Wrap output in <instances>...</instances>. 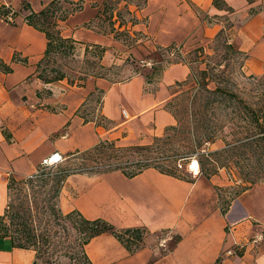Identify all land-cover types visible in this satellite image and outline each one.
I'll return each instance as SVG.
<instances>
[{
	"label": "crops",
	"instance_id": "obj_1",
	"mask_svg": "<svg viewBox=\"0 0 264 264\" xmlns=\"http://www.w3.org/2000/svg\"><path fill=\"white\" fill-rule=\"evenodd\" d=\"M23 1L38 11L50 0H0L14 12L12 21L0 15V59L10 62L14 52L27 58L25 64L13 62L10 72L0 71V214L7 204L9 178L35 173L45 157L58 154L55 164H61L70 153L93 146L104 134H121V139L142 136L143 141L162 134L175 122L165 106L175 94L173 86L190 72L188 64L176 62L151 81L137 73L124 81L88 76L83 85H70L67 79L45 83L35 69L46 38L26 22L29 10L22 7ZM73 1H82V8L60 22L61 33L83 45L84 51L87 44L104 46L103 64H110L113 58L120 60L119 55L114 56L120 49L122 57H141L150 48L170 43L202 45L222 27L220 22L205 21L192 8L217 13L213 0H146L139 8L130 5L135 23L120 27L118 21L114 23L116 29L143 36L124 47L113 32H103L97 26L103 0ZM224 1L233 8L231 41L248 55L243 68L255 74L263 72L264 0ZM250 7L257 11L239 20L242 11ZM97 89L104 91L99 112L111 120L108 130L91 119L84 121L79 113ZM259 198L264 203V195H242L222 212L209 178L198 173L188 181L149 167L132 177L120 170L70 174L58 204L64 213L77 209L86 218H103L117 229H147L134 252L109 232L94 236L85 245L92 264H264V238L250 241L264 233V205L261 207ZM250 219L260 224L250 225ZM162 231L179 239L167 248L169 238L153 235ZM234 247L235 254L224 253ZM35 259L34 249L12 246L8 236L0 238V264H33Z\"/></svg>",
	"mask_w": 264,
	"mask_h": 264
},
{
	"label": "trees",
	"instance_id": "obj_2",
	"mask_svg": "<svg viewBox=\"0 0 264 264\" xmlns=\"http://www.w3.org/2000/svg\"><path fill=\"white\" fill-rule=\"evenodd\" d=\"M248 1L251 2L252 0ZM145 3L146 0H137L135 5L142 7ZM212 4L216 8L225 9L228 13L233 11V8L227 5L224 0H213ZM82 5V1L50 0L40 10L33 11L26 2H22V7L29 10L25 16L26 22L37 30L42 31L46 38V48L41 58L37 61L35 69L36 76L45 83L67 79L70 85H83L84 80L88 76L109 79L106 73L109 67L101 62L106 48L101 45L87 44L85 46V58L90 55L94 57V60L89 61L85 59V64L83 67L81 66L83 70H79L80 74L76 77V81L69 79V75L62 65H53L57 60L56 58L54 59L55 55L60 58L74 55L76 41L71 37L62 35L59 23L65 20L71 13L80 10ZM8 11L1 7L0 15H4ZM105 12H109L110 18L114 14L117 18L122 16L121 11L115 13L113 3H109L108 0H103L97 18ZM255 12L256 10L251 8L250 14H254ZM118 20L119 27L127 23L125 20ZM129 20L131 23L136 22L134 17ZM115 21L116 19L109 22L110 28L108 30L102 31H114L115 35L116 32L122 34L125 30L116 29L114 27ZM87 25H91V23ZM231 27L232 23L223 26L214 36V45L217 46L218 43H221L223 46L224 51L222 53L217 52V48L215 47L212 54L205 53L203 47L199 46L192 50V53H194L193 58L189 60L183 58L177 60L167 59L163 65L151 66V72L145 74L146 80L151 81L154 77H158L170 63L184 62L190 67L188 77L176 83L177 85L189 86L182 90L183 95L180 98L175 94L165 105L177 121L176 124L167 126L165 133L169 130L174 133L182 130L186 133L184 138L189 141L190 145L183 149V153L199 151L204 142H213L228 128L232 135H236V138L231 141H225L226 146L221 149L222 152L229 151L241 143L244 146L253 147L262 157L264 156V74L259 78L254 75H245L243 66L248 55L231 41V34L229 32ZM99 30L101 29L99 28ZM124 35L126 34L124 33ZM179 47L177 43L158 46L159 49L171 54L175 50L178 51ZM13 62L25 64L27 63V58L14 52L10 62L0 59V71L5 73L12 71ZM51 62L53 63L51 64ZM236 62L238 68L234 74V69L230 67V64L234 66ZM194 63H203V67L194 68L192 65ZM236 76L250 80L249 82H251L252 87L247 90L239 89L238 82L235 80ZM96 91L100 94L96 99L100 104L104 91L102 89H97ZM37 94L39 95L40 93L37 92ZM172 100H176V105L182 101L185 102L186 115L178 116L175 111L172 112L170 108L173 106L174 101ZM80 116L84 121H89L86 115L80 114ZM100 116L101 119L111 122L105 115L100 113ZM96 124L101 126L98 122ZM169 136L170 134L154 136L151 143L143 145H120L114 139H99L96 144L87 149L76 150L70 153L73 157H80L84 160L85 158H90L94 162L93 164H89L85 168H58L51 177L39 170L20 179L10 177L7 188L10 191L14 183L31 185L32 187L34 184L40 183L39 185L43 186L48 180L52 181V195L48 198L50 202L48 207L53 222L54 224L65 225L60 220L67 221L74 231V239L65 246L63 253V255L69 257L72 261L68 264H92L85 251V245L94 236L103 232L113 234L130 252H134L140 248L144 235L147 233L145 227L117 229L112 223L103 218H86L77 209L64 213L57 207L56 201L59 198V193L66 177L73 173L102 174L113 170H120L125 176L132 177L146 168L153 167L162 173L185 179L176 173L175 167L166 168L161 165L162 161L171 160L168 154H166L167 150L170 149L165 145L167 139L170 138ZM215 153L217 151L205 154L212 158L211 156ZM54 165L56 164L51 166ZM215 169L216 167H214L212 172H207L205 167H201L200 172L209 177L215 173ZM187 180L191 181V179ZM224 211L222 210V212ZM30 216V212H20L17 210L10 200L6 204L4 212L0 214V238L8 236L12 246L34 249L36 251V259L33 264H38L40 246L38 245L37 237H39V234L36 233L35 226L34 228L30 227V225H35L29 221ZM63 228L66 229L64 226ZM18 234L22 235L24 242L21 241L22 239ZM44 237V242L49 243V236L45 235ZM178 239L179 236H176L174 241Z\"/></svg>",
	"mask_w": 264,
	"mask_h": 264
},
{
	"label": "rangeland",
	"instance_id": "obj_3",
	"mask_svg": "<svg viewBox=\"0 0 264 264\" xmlns=\"http://www.w3.org/2000/svg\"><path fill=\"white\" fill-rule=\"evenodd\" d=\"M137 0H108L109 3H113L115 7V13L117 11H121L122 16L118 17L114 14L112 18L109 17V12H105L99 15L97 19V26L101 30H108L110 28L109 22L115 20L119 22L118 19L125 20L130 22V18L134 17L135 21L137 20L134 14L130 9L133 8ZM102 5V4H101ZM145 5V4H144ZM143 5V6H144ZM133 6V7H132ZM101 7V6H100ZM137 7V6H136ZM215 7V6H214ZM139 8V7H138ZM192 8L196 11V14L203 18L205 21H216L220 22L222 27L232 23V12L228 13L225 9L216 8L218 10L217 13H208L204 11L198 10L196 6H192ZM253 8L257 11V7H250L245 11H242L239 20L246 19L250 14V10ZM128 9V10H127ZM129 11V12H127ZM99 12V11H98ZM115 23V22H114ZM124 25V24H122ZM60 26V23H59ZM221 27V28H222ZM61 30V28H60ZM119 30V29H118ZM122 30V29H121ZM125 30V29H123ZM122 30V31H123ZM230 34L233 32V29H230ZM124 33L126 35H124ZM113 35L115 32L113 31ZM120 43L123 44L124 47H130L131 45L136 43L138 38H142L140 32H129L123 31L122 34H118L114 36ZM135 38V39H134ZM134 39V40H132ZM214 37L206 41L202 45L198 44H185L182 43L177 44L180 47L178 51H173V53H166L162 49H159L158 46L155 48H150L148 52H142L141 57H134L131 55L122 57L121 49H117L119 51L114 52V56L119 55L121 58L120 60H116L113 58L110 64H104L109 67V70L106 71L109 79L114 81H124L131 78L133 75L137 73L142 74H149L151 72V66L153 65H163L166 63L167 59H180L183 58L185 60H189L193 58L194 53L192 50L196 47L202 46L205 53L212 54L213 48H217V52L222 53L224 51L223 46L221 43H218L217 46L214 45L213 42ZM124 49V48H123ZM119 52V53H118ZM84 48L83 45L76 44V49L74 51L73 56H69L67 58H60L55 55L54 59L57 60L53 63V65H62L63 69L69 75V79H73L76 81V77L80 74L79 70H83L82 67L85 64V59L89 61L94 60V57L88 55L85 58ZM162 59V60H161ZM161 60V62H160ZM50 64V65H51ZM233 65V63L231 62ZM234 69V74L237 72V62L234 66H231ZM194 68L203 67V63H194L192 64ZM82 66V67H81ZM81 68V69H80ZM245 75H254L255 77L259 78L264 74V71L261 73H251L244 69ZM235 80L238 82L239 89H249L251 88L250 80L243 79L239 76L235 77ZM212 86V84H210ZM189 85H177L173 86L175 94L178 98H180L182 94V90L187 88ZM174 94V95H175ZM100 96L99 92H94L88 98V102L85 107L80 111V114L86 115L87 118L93 120L95 123L98 122L101 124V127L108 130L112 126V122L107 120L101 119L100 112H99V103L96 99ZM174 101V100H172ZM172 112L178 116L186 115V108L185 102L182 101L180 104L176 105V100L173 102V106L170 107ZM126 119V118H124ZM175 122L177 123L176 119L174 118ZM121 133L124 134L122 131ZM166 134H170V138L167 139V143L165 145L170 150H167L166 154H168L171 160L162 161L163 167H175V171L179 174L182 178L194 180L197 174H194L190 169V163L192 160H196L198 163V173L201 176L206 177L204 174L200 172L201 167H205L207 172H212L215 169V173L211 174L209 180L212 181L214 184L215 190L218 194V205L221 210H225L228 208L229 204L239 198L242 195H246L248 193H255L259 195H264V156L262 157L259 152H257L253 147L244 146L241 143L237 144L235 147L231 148L229 151H221V149L225 148L226 144L225 141H231L232 139L236 138V135H232L228 128L225 129L224 133L216 138L213 142H204L201 146L199 151H192V152H182L183 149L189 147V141H187L186 133L184 131L176 132L167 131L165 130L159 136H164ZM238 136V135H237ZM118 138L117 143L120 145H132V144H149L152 142L153 137H151L148 141H143L142 136L140 137H127L121 139V134L118 135H108L104 134L101 139H115ZM166 148V149H167ZM175 149V150H174ZM186 151V150H184ZM217 153L213 154L210 158L205 153L214 152ZM135 155V154H134ZM215 159V160H214ZM217 161V162H215ZM94 162L92 159H82L80 157H73L70 155L64 162L61 164H57L54 166H47L43 167L41 165L38 166L37 171H43L47 173L49 177L55 174V171L58 168H72V167H82L85 168L89 164H93ZM22 178V177H21ZM20 179V178H17ZM252 181V182H250ZM36 183V182H35ZM51 180L41 186L38 184H34L32 187L31 185H23V184H15L13 188L8 191L7 196V203L11 200L13 205L17 210L20 212L27 211L31 213L29 221L32 222L30 227H36V233L39 234L38 245L40 246V253L38 258V264H68L72 262L69 257L63 255L65 246L71 243L74 239V231L70 226V223L67 221L60 220V222L64 223L65 225L54 224L52 216L50 215L49 211V201L48 198L52 195L51 189ZM260 199V200H259ZM259 202L261 207H263L264 203L262 198H259ZM59 200V198H58ZM57 202V207L59 208V204ZM60 209V208H59ZM250 225H258L260 224L259 220L250 219ZM66 227V229L63 228ZM146 233L145 235H147ZM17 235V234H16ZM21 237V241L24 242V238L22 235L18 234ZM49 236V243L44 242V236ZM154 237L157 238H169L170 241L168 242V247H171L172 243L175 240V234L170 233L168 231L157 232L153 234ZM264 233H262L261 239L263 240ZM251 240V239H250Z\"/></svg>",
	"mask_w": 264,
	"mask_h": 264
},
{
	"label": "built area",
	"instance_id": "obj_4",
	"mask_svg": "<svg viewBox=\"0 0 264 264\" xmlns=\"http://www.w3.org/2000/svg\"><path fill=\"white\" fill-rule=\"evenodd\" d=\"M1 7H2L3 9H7V10H9L6 14L1 15V16H2L5 20H7V21H12V20H13V17H14V16H13L14 14H13V11L10 9L9 5L0 2V8H1ZM122 112H123L124 115L126 114L124 110H123ZM55 156H56V154H53V155H51V156H49V157H45V158H43V159L41 160V162H40V165L43 166V167H47V166H51V165L55 164V163L58 161V159H57V160L55 159ZM189 166H190L191 171H192L194 174H198V172L196 173V168L198 169V163H197L196 160H192ZM198 171H199V169H198ZM261 237H262V235H260V234L254 235V236L251 238L250 241L253 242V243H255V242H257L258 240H260ZM237 248L240 249L241 247L238 246ZM237 248L234 247V248L226 249V250L224 251V253L227 254V255L235 254Z\"/></svg>",
	"mask_w": 264,
	"mask_h": 264
},
{
	"label": "bare ground",
	"instance_id": "obj_5",
	"mask_svg": "<svg viewBox=\"0 0 264 264\" xmlns=\"http://www.w3.org/2000/svg\"><path fill=\"white\" fill-rule=\"evenodd\" d=\"M60 158V156L58 155V154H56V156H55V159L57 160V159H59ZM198 172V169L196 168V173Z\"/></svg>",
	"mask_w": 264,
	"mask_h": 264
}]
</instances>
